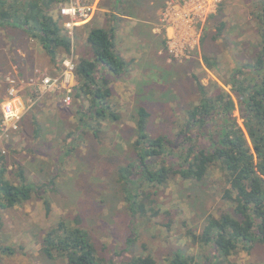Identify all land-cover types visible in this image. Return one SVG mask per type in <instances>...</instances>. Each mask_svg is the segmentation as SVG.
Instances as JSON below:
<instances>
[{
  "label": "rangeland",
  "instance_id": "1",
  "mask_svg": "<svg viewBox=\"0 0 264 264\" xmlns=\"http://www.w3.org/2000/svg\"><path fill=\"white\" fill-rule=\"evenodd\" d=\"M135 1L140 6L133 2L130 6H135L136 18L125 16L124 31L117 32L118 51L131 62L129 73L112 83L111 103L121 120L104 122L101 141L94 131H83L81 127L83 110L90 107L89 97L78 98L72 87V102L65 105L61 91L41 90V79L58 74L61 68L53 66L40 42L22 29L0 30L1 104L15 90L26 109L19 129L8 138H0V148L7 156L15 182L18 180L14 173L19 166L34 185L56 179L46 193L52 202L50 216L36 194L23 206L0 210V264H68L66 260H49L41 253L46 231L60 219L86 228L98 254L115 264L148 254L159 264H166L178 249L193 255L201 264L213 256L211 248L196 243L192 235L202 234L209 216L219 218L233 210L224 197L226 185L219 169L212 168L202 181L172 179L153 196L156 202L152 205L159 215L149 212L148 219L139 218L137 222L132 221L127 210L116 173L122 164L133 159L140 107L151 112L152 135L175 134L185 123L186 110L199 103L194 76L210 90L218 92L212 87L217 83L231 92V86L225 83L235 70L255 63L260 43L255 18L257 0H222L217 11L200 25L199 46L178 59L164 44L166 40L169 45L163 14L170 0ZM103 2L109 5L102 0L95 18L106 25L110 14ZM52 14L57 16V10ZM84 25H76L71 36L70 55L76 63L81 58H93ZM154 30L159 35L155 36ZM135 46L142 47V51L128 50ZM205 57L213 61L212 69ZM235 116L239 117V111H235ZM239 123L242 125L243 121L239 119ZM92 124L97 126L96 122ZM71 132L76 133L75 150L66 156L65 140ZM62 158L66 164H61ZM6 248L14 254L4 253ZM230 260L234 264H264V245L257 244L250 254L240 251Z\"/></svg>",
  "mask_w": 264,
  "mask_h": 264
},
{
  "label": "trees",
  "instance_id": "2",
  "mask_svg": "<svg viewBox=\"0 0 264 264\" xmlns=\"http://www.w3.org/2000/svg\"><path fill=\"white\" fill-rule=\"evenodd\" d=\"M107 1L109 5L103 2L110 14H107L106 25L97 21V17L84 25L93 58L80 59L77 80L72 85L78 98L85 95L90 100L89 109L83 110L81 127L83 131H94L100 141L106 126L104 122L121 120L111 103L112 83L129 73L131 65L118 51L117 32L125 16L136 18V8L130 4L140 6L135 0ZM68 2L0 0V30H24L40 42L53 66L62 69L64 60L61 57L70 56L73 51V40L63 27L65 19L60 13V7ZM257 7L255 18L260 34L257 59L253 65H243L235 70L225 83L231 86L233 94L217 83L211 86L218 92L210 90L211 87L194 76L199 103L186 110L185 123L179 126L177 133L170 135H152L149 132L151 112L145 106L140 107L133 159L122 164L116 173L127 210L132 221L137 222L139 218L148 219L149 212L153 216L159 215L153 206L156 202L153 196L172 179L202 181L212 168L221 171L226 185L224 197L233 210L219 218L209 216L202 234L192 235L196 243L210 247L214 252L206 264H234L231 256L240 251L250 254L257 244L264 245V0H257ZM55 9L57 16L52 14ZM164 44L168 49L166 40ZM204 61L208 68L214 67L208 57ZM235 111H239V117L235 116ZM1 117L0 111V131ZM239 119L243 121L242 125ZM65 141L68 146L66 156H70L75 150L76 133H69ZM61 164H66L63 158ZM14 177L17 182L10 173L6 154L0 148V210L23 206L36 194L50 216L52 202L46 193L56 179L34 185L22 166L18 167ZM3 252L14 254L10 248ZM41 253L49 260H66L68 264H115L98 254L86 228L67 219H60L49 227L41 243ZM121 264L159 263L148 254L133 256ZM166 264L201 263L185 250L178 249L167 258Z\"/></svg>",
  "mask_w": 264,
  "mask_h": 264
},
{
  "label": "built area",
  "instance_id": "3",
  "mask_svg": "<svg viewBox=\"0 0 264 264\" xmlns=\"http://www.w3.org/2000/svg\"><path fill=\"white\" fill-rule=\"evenodd\" d=\"M102 0H69L60 7L64 17L63 27L72 36L76 25L91 22ZM222 0H170L167 3L163 22L167 28L168 50L177 59L183 58L186 52L194 51L200 42L199 28L208 16L215 13ZM172 29V31H170ZM169 31V32H168ZM172 32V35L170 33ZM77 63L73 55L66 57L62 69L54 76L41 79V90L44 92L61 91L62 102H72ZM25 104L17 92L11 91L9 97L1 104L0 138H8L9 134L19 129Z\"/></svg>",
  "mask_w": 264,
  "mask_h": 264
},
{
  "label": "crops",
  "instance_id": "4",
  "mask_svg": "<svg viewBox=\"0 0 264 264\" xmlns=\"http://www.w3.org/2000/svg\"><path fill=\"white\" fill-rule=\"evenodd\" d=\"M123 23H124V22L120 23L121 25H120V28L118 29L119 32H120V31H124L123 28H122V27L124 26ZM85 25H86V24H85ZM82 26H83V25H82ZM150 33H151V31H150ZM153 34H154L155 36H156V35H159V34L156 33V30L153 31ZM131 36H132V37H136V38H138V36H137V35L135 36V34L133 35V33L131 34ZM124 50H125V49H124ZM128 50H129V51L134 50V51H136L137 53H139V52L142 51V47L135 46L133 49L130 48V47H128ZM120 51H121V50H120ZM125 51H127V50H125ZM157 52H159V54L162 53L161 49H158ZM133 57H135V58H137V59L140 58V57H138V56H133ZM127 58H128V57H127ZM142 59H143V58H142ZM140 60H141V59H140Z\"/></svg>",
  "mask_w": 264,
  "mask_h": 264
}]
</instances>
